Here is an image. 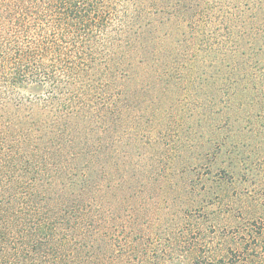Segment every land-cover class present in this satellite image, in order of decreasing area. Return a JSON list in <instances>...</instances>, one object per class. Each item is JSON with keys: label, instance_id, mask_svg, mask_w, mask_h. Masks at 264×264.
Instances as JSON below:
<instances>
[{"label": "trees", "instance_id": "obj_1", "mask_svg": "<svg viewBox=\"0 0 264 264\" xmlns=\"http://www.w3.org/2000/svg\"><path fill=\"white\" fill-rule=\"evenodd\" d=\"M261 22L264 0H0V264L146 254L162 113L206 78L233 106Z\"/></svg>", "mask_w": 264, "mask_h": 264}, {"label": "rangeland", "instance_id": "obj_2", "mask_svg": "<svg viewBox=\"0 0 264 264\" xmlns=\"http://www.w3.org/2000/svg\"><path fill=\"white\" fill-rule=\"evenodd\" d=\"M261 31L253 41L255 63L242 70L243 95L233 106L213 95L206 78L203 87L193 88L194 101L182 97L172 114L162 113L169 125L159 124L156 159L146 154L147 169L159 176L139 208L146 254L132 264H264ZM173 98L168 94L160 112Z\"/></svg>", "mask_w": 264, "mask_h": 264}]
</instances>
